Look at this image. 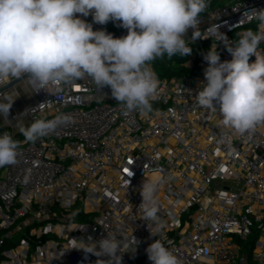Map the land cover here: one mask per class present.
<instances>
[{
    "label": "built area",
    "instance_id": "built-area-1",
    "mask_svg": "<svg viewBox=\"0 0 264 264\" xmlns=\"http://www.w3.org/2000/svg\"><path fill=\"white\" fill-rule=\"evenodd\" d=\"M260 9L264 0L209 5L197 37L192 28L184 36L197 49L183 63L194 71L157 74L152 113L125 115L110 88L101 91L84 78L53 95L32 90L22 113L3 117L0 135L58 114L70 115L71 122L34 144L22 143L18 162L0 167V264H96L108 258L72 248V239L107 235L139 241L121 264H152L145 249L156 239L181 264H264V125L239 135L195 100L206 83L204 55L216 45L221 61L231 60L229 43L257 30L248 13ZM80 18L94 31L127 35L119 22ZM217 25L226 39L213 34ZM259 50L264 52V42ZM156 177L163 181L158 196L164 227L157 232L153 226L155 237L138 206L144 180Z\"/></svg>",
    "mask_w": 264,
    "mask_h": 264
},
{
    "label": "clouds",
    "instance_id": "clouds-1",
    "mask_svg": "<svg viewBox=\"0 0 264 264\" xmlns=\"http://www.w3.org/2000/svg\"><path fill=\"white\" fill-rule=\"evenodd\" d=\"M210 0H0V82L28 74L32 90L52 95L75 81L90 78L102 91L110 88L125 115L153 112L159 98L160 80L151 62L165 55L186 57L191 48L184 38L192 28L193 37L201 14ZM79 14V15H77ZM92 16L97 24L119 22L127 35L115 38L105 30H93L92 23L80 17ZM248 15L258 22L257 30L238 33L229 43L232 59L221 61L216 45L204 55L206 83H201L195 100L206 110L220 115L221 124L239 135L254 133L264 125V9ZM218 39H226L218 31ZM209 38V37H208ZM254 56V62L250 58ZM0 101L5 117L12 107V95ZM71 122L68 114L54 119L34 120L30 127L20 126L23 142L14 135H0V167L18 162L22 143H36L59 127ZM159 177L144 180L140 189L141 218L152 236L164 227L161 219ZM156 237V236H155ZM85 253L97 257L96 264H121L125 252H135L139 241L131 237L109 236L98 241L72 239ZM152 264H181L180 259L156 239L145 249Z\"/></svg>",
    "mask_w": 264,
    "mask_h": 264
},
{
    "label": "trees",
    "instance_id": "trees-1",
    "mask_svg": "<svg viewBox=\"0 0 264 264\" xmlns=\"http://www.w3.org/2000/svg\"><path fill=\"white\" fill-rule=\"evenodd\" d=\"M226 1L233 0H212L209 5H214L218 3H224ZM191 51L194 49V45H189ZM187 57H181L180 55H175L171 59L165 55L162 59H156L151 62V66L154 71L161 77H170L173 75L179 76L186 73H191L194 71V68H189L185 66L183 63L187 60ZM22 134L20 132H16L14 134V139L22 138Z\"/></svg>",
    "mask_w": 264,
    "mask_h": 264
},
{
    "label": "rangeland",
    "instance_id": "rangeland-1",
    "mask_svg": "<svg viewBox=\"0 0 264 264\" xmlns=\"http://www.w3.org/2000/svg\"><path fill=\"white\" fill-rule=\"evenodd\" d=\"M196 54H197V49L194 48L191 51V54L188 55L187 58L190 59L193 55H196ZM26 81L27 79H21L16 84L6 88L3 91V93L0 95V101L2 102H7L6 100L3 99L5 94L12 95L13 97V103L9 111V114L7 115V117H5L2 113H0V120H2L3 117L8 118L12 111H15L17 113H22V111L24 110L25 104H27L31 100L30 92L32 91V87L31 85L27 84ZM13 124L15 123L13 122Z\"/></svg>",
    "mask_w": 264,
    "mask_h": 264
},
{
    "label": "water",
    "instance_id": "water-1",
    "mask_svg": "<svg viewBox=\"0 0 264 264\" xmlns=\"http://www.w3.org/2000/svg\"><path fill=\"white\" fill-rule=\"evenodd\" d=\"M25 76H28V74H26ZM21 80V78H17V79H13L12 81L6 83L5 85H3L2 87H0V92L3 91L4 89L16 84L17 82H19Z\"/></svg>",
    "mask_w": 264,
    "mask_h": 264
}]
</instances>
